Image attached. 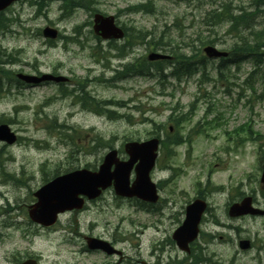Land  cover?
Wrapping results in <instances>:
<instances>
[{
  "label": "rangeland",
  "instance_id": "obj_1",
  "mask_svg": "<svg viewBox=\"0 0 264 264\" xmlns=\"http://www.w3.org/2000/svg\"><path fill=\"white\" fill-rule=\"evenodd\" d=\"M32 1L16 4L4 14L10 22L0 30L2 67L11 71V77L52 73L71 82L27 87L16 81L10 84L9 73L0 71V123L18 136L12 147L0 143V193L5 198L0 197V264L22 257H37L39 264H191L171 235L181 225L186 205L198 197L207 209L192 253L212 258L210 264H264L263 219L227 215L230 203L248 195L264 209V188L259 186L264 66L252 75L254 65L243 58L239 66L208 60L195 67L194 75L179 80L170 77L168 67L162 79H113L123 65L145 60L153 45L159 48L156 52L184 54L192 61L199 57L196 49L202 50L203 39H215L213 46L229 51L239 38L226 33L229 24L215 28L205 24V15L212 9L227 13L229 7L231 14L240 8L257 11L255 19H247L253 29L261 30L264 13L253 8L258 0H82L80 5L91 3L89 10H64L61 2L49 0L38 13ZM143 4L147 5L143 11L127 12L129 6ZM95 13L115 16L128 37L112 46L94 37ZM45 26L61 35L53 46L41 35ZM138 31L148 33L142 42L135 39ZM81 86L97 101L112 104L106 109L114 114L97 113L104 108L101 104L77 101L74 89ZM171 109L188 121L183 119L186 123L175 130L184 142L160 149L150 174L160 193L157 205L142 206L135 199L115 196L109 188L81 211L59 214L51 228L28 219L33 193L56 174L82 168L96 171L111 148L126 160L127 141L164 139L174 124ZM81 234L113 243L122 251V260L86 250ZM243 240L251 243V250L239 249Z\"/></svg>",
  "mask_w": 264,
  "mask_h": 264
},
{
  "label": "water",
  "instance_id": "obj_2",
  "mask_svg": "<svg viewBox=\"0 0 264 264\" xmlns=\"http://www.w3.org/2000/svg\"><path fill=\"white\" fill-rule=\"evenodd\" d=\"M16 1L19 0H0V12ZM93 30L102 39H121L123 37V32L115 26L113 17L96 14ZM43 35L46 38L54 39L56 38V31L46 28ZM203 51L208 58L227 56V53L220 52L211 46L204 48ZM166 59H169V57L161 54L152 53L148 55L149 61ZM18 78L32 84L42 81H65L62 77L49 75H44L41 78L19 75ZM0 141L8 144L15 141L14 134L10 132L6 125H0ZM158 146L159 140L156 138L139 143L130 142L124 146V151L129 156V160L126 162L119 161L117 152L112 150L104 157L103 164L99 167L98 172L77 170L56 178L35 194L39 199V203L34 206V210L30 213L31 219L43 226H51L55 223L58 213L82 207L83 200L78 198L79 195H85L89 199H93L100 194L101 190L106 189L112 183L115 193L119 196H136L144 201L155 202L157 200L155 187L149 180V173L154 167ZM134 165L136 178L130 187L129 176ZM112 166H114L113 171H111ZM260 184L264 186V163ZM205 208V203L200 200H196L187 206L186 219L183 225L173 234V239L180 249L187 251L188 243L196 238L197 226ZM228 214L231 217H237L247 214L264 215V212L252 207L251 197H245L241 202L234 203L229 208ZM89 246L90 248H101L109 252L106 244L96 240H92ZM239 246L241 249H247L249 243L242 241ZM22 264H35V262L28 260Z\"/></svg>",
  "mask_w": 264,
  "mask_h": 264
},
{
  "label": "trees",
  "instance_id": "obj_3",
  "mask_svg": "<svg viewBox=\"0 0 264 264\" xmlns=\"http://www.w3.org/2000/svg\"><path fill=\"white\" fill-rule=\"evenodd\" d=\"M64 2L63 8L66 10L68 7H81L83 5H80L81 3L78 1L73 0H62ZM258 3L260 6L264 7V0H258ZM87 5V4H86ZM253 6L255 10H261L262 14L264 13V9H260V6ZM88 6V5H87ZM147 7V5H135V6H129L127 9V12L129 13H138L143 11V9ZM233 9L230 7L227 9V13L219 11V9H212L207 12L205 15L206 20H203L205 24L209 25L212 28L218 27L223 23L229 24V28L227 30V34L234 35L236 38H239L240 42L238 44H234L230 48V59L224 62H231L234 64V62H239L242 58L244 60H249L253 62L255 66V70H259V65L264 64V27L259 29H253L252 26L254 24H250L249 20H252V16H254V19L259 15V12L255 11L254 13H247L244 11L243 8L238 9V14H231ZM209 22V23H208ZM1 23V22H0ZM2 24V23H1ZM248 30V34L246 36H243L242 33ZM147 32L138 31V33L135 36L136 40H141L139 42L144 41L143 39L146 37ZM143 38V39H142ZM161 40H163V37H160ZM200 46L205 45H212L215 42L214 40H200ZM154 50H158L159 48L155 45ZM198 52V61L191 59V57H187L184 54H178L172 52V56L174 57L173 63H174V78L179 80L182 76H191L195 72L194 62L199 63L201 66H203L206 63V59L201 56L200 48L196 49ZM1 54H4V52L0 51ZM194 57V56H192ZM4 64V61L0 58V71L2 72L3 69L1 68V65ZM163 64L164 62H156V63H148L146 60H143L140 63H135L132 65H128L125 67L123 72H120L117 74V76H121L124 74V72H134L130 70H135V74L138 76H152V71L157 74V77L160 79L163 77ZM256 71H254L252 74H255ZM90 104H94L98 106V102L91 99ZM101 105L105 106L106 103H101ZM105 112V109L101 111ZM182 116L174 117V128L178 127L184 118H181ZM168 135V134H167ZM169 142V143H168ZM174 144L177 145L176 141L174 142L164 140L162 145L165 148L166 145Z\"/></svg>",
  "mask_w": 264,
  "mask_h": 264
},
{
  "label": "flooded vegetation",
  "instance_id": "obj_4",
  "mask_svg": "<svg viewBox=\"0 0 264 264\" xmlns=\"http://www.w3.org/2000/svg\"><path fill=\"white\" fill-rule=\"evenodd\" d=\"M29 0H25V1H23V2H20L19 4H22V3H25V2H28ZM34 7H36V6H34ZM158 202H160L159 200H158ZM148 207H152L151 205H147ZM83 238V237H82ZM85 238V237H84ZM113 244V243H112ZM191 254H192V252H190V256H191ZM119 256H120V254H119ZM28 258V257H27ZM21 259H24V257H22ZM122 259L121 258H119V261H121ZM10 263H17V262H10ZM165 264H169V263H165ZM177 264H181V263H177Z\"/></svg>",
  "mask_w": 264,
  "mask_h": 264
},
{
  "label": "bare ground",
  "instance_id": "obj_5",
  "mask_svg": "<svg viewBox=\"0 0 264 264\" xmlns=\"http://www.w3.org/2000/svg\"><path fill=\"white\" fill-rule=\"evenodd\" d=\"M147 39V38H146ZM126 53V52H125ZM5 60V59H4ZM0 195H1V193H0ZM2 199H5L2 195L0 196ZM5 216H9V215H4L3 217H5ZM0 217H1V215H0Z\"/></svg>",
  "mask_w": 264,
  "mask_h": 264
}]
</instances>
